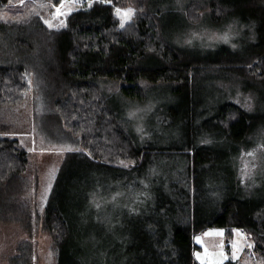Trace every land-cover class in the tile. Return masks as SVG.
<instances>
[{
    "label": "trees",
    "instance_id": "1",
    "mask_svg": "<svg viewBox=\"0 0 264 264\" xmlns=\"http://www.w3.org/2000/svg\"><path fill=\"white\" fill-rule=\"evenodd\" d=\"M19 1L0 0V15ZM42 1L59 4L62 0ZM183 2L185 7L180 11L189 24L199 25L205 13H209L215 26L235 15L253 23L259 42L243 53L221 46L201 58L181 49L167 36L161 12L153 9L149 0H96L91 6L70 13L66 25L60 29L37 24L41 17L38 12L8 25H18L22 32L29 24L33 32L45 31L48 45L45 57L50 62L51 80L56 82L54 78L58 77L59 85L67 87L56 97L55 106L65 128L78 136L81 149L91 161L140 175L149 171L154 160L159 174L169 177H151L154 173L145 179L141 214L131 220L134 227L129 235L131 241L122 254L130 264H198L193 236L210 226L242 229L264 257V208L244 207L231 192L222 194L218 171L237 157L259 122L264 121V113L260 118L254 116L243 102L231 98L233 95L212 103L191 97V93H196L193 89L196 78L202 72L215 79L226 76L235 84L264 83V0ZM131 5L135 13L121 27L116 9ZM46 7L43 5V12ZM15 42L21 47L32 45L19 38ZM99 80L115 81L122 96L138 103L146 98L143 81L167 87L170 95L180 101L170 107L168 114L181 121L183 138L171 147H137L109 106ZM29 91L24 66H0V107L20 105ZM200 103L202 115L208 114L210 118L198 125L196 113ZM213 139L221 143V148ZM173 158L179 165L171 168ZM28 163L29 151L19 145V140L0 135V182L7 186L20 182ZM61 186L59 177L44 210L43 226L53 236L62 262H66L73 257V248L77 255L81 252L71 245L74 235L71 199ZM21 192L22 189L13 191L10 197ZM107 250L104 243V254ZM223 264L239 263L228 260Z\"/></svg>",
    "mask_w": 264,
    "mask_h": 264
},
{
    "label": "rangeland",
    "instance_id": "2",
    "mask_svg": "<svg viewBox=\"0 0 264 264\" xmlns=\"http://www.w3.org/2000/svg\"><path fill=\"white\" fill-rule=\"evenodd\" d=\"M94 1L62 0L59 4H47L42 0H21L1 12L0 66H24L30 91L20 105L0 107V135L16 137L19 145L29 151L27 170L21 176L23 181L10 186L0 182V264H130L122 254L131 241L132 221L141 214L140 198L145 179L154 173L151 177L165 175L159 174L160 168L154 160L150 162L149 171L140 175L91 161L81 149L78 136L65 128L55 106L56 97L67 87L59 85L58 77L54 78L56 82L51 80L50 62L45 57L48 51L45 31L33 32L31 24L24 32L16 27L18 25H8L38 12L41 17L37 24L60 29L66 25L70 13L91 6ZM183 1L190 0H149L151 7L161 12L167 36L181 49L203 58L208 51L221 46L243 53L259 42L253 23L235 15L215 26L209 13H205L199 25L189 24L180 11L185 7ZM43 5L48 6L45 12ZM129 10L131 15L125 17L123 14ZM134 13L132 5L116 9L124 25ZM17 38L32 45L21 47L15 42ZM205 75L202 72L200 78H196V88L193 87L196 93H191V97L212 103L233 95L231 98L243 102L251 114L259 118L263 115L264 83L235 84L226 76L215 79ZM98 84L137 147H171L183 138L181 121L168 114L170 107L179 105L180 101L170 95L167 87L143 81L146 98L138 103L122 96L115 81L99 80ZM202 109L200 103L196 113L198 125L210 118L208 114L202 115ZM213 141L221 148L219 141ZM250 152L255 155L247 156ZM236 155L223 168L219 167L221 193L231 192L244 207L264 208V121L259 122L252 137ZM245 161L249 162L246 170ZM169 165L177 167L179 162L173 158ZM59 177L62 191L71 199L74 228L71 245L81 252L77 255L73 248V257L66 262H62L53 236L43 226L44 210ZM21 189L19 196L10 197V193ZM193 241L198 264H223L228 260L264 264V257L255 250L254 240L235 226L207 227L196 233ZM104 243L108 248L105 254Z\"/></svg>",
    "mask_w": 264,
    "mask_h": 264
},
{
    "label": "snow or ice",
    "instance_id": "3",
    "mask_svg": "<svg viewBox=\"0 0 264 264\" xmlns=\"http://www.w3.org/2000/svg\"><path fill=\"white\" fill-rule=\"evenodd\" d=\"M118 12H119V10H118ZM123 15L125 17H129L131 15V10H129V12H127V13H124ZM120 26L121 27H124V22L123 21L121 22V25ZM246 155L247 156H254L255 154L250 152V153H246ZM248 165H249V162L248 161H245V163H244V170H246L248 168Z\"/></svg>",
    "mask_w": 264,
    "mask_h": 264
}]
</instances>
